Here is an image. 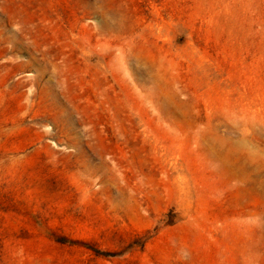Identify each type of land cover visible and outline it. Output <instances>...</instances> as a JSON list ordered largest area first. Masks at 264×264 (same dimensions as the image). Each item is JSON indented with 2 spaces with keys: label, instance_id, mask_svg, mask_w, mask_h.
<instances>
[{
  "label": "rangeland",
  "instance_id": "1",
  "mask_svg": "<svg viewBox=\"0 0 264 264\" xmlns=\"http://www.w3.org/2000/svg\"><path fill=\"white\" fill-rule=\"evenodd\" d=\"M0 264H264V0H0Z\"/></svg>",
  "mask_w": 264,
  "mask_h": 264
}]
</instances>
